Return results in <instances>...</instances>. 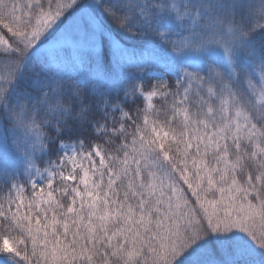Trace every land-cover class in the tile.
<instances>
[{
    "label": "snow or ice",
    "instance_id": "1",
    "mask_svg": "<svg viewBox=\"0 0 264 264\" xmlns=\"http://www.w3.org/2000/svg\"><path fill=\"white\" fill-rule=\"evenodd\" d=\"M0 264H264V0H0Z\"/></svg>",
    "mask_w": 264,
    "mask_h": 264
}]
</instances>
